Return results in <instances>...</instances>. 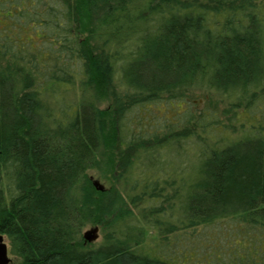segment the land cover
<instances>
[{"label": "trees", "instance_id": "1", "mask_svg": "<svg viewBox=\"0 0 264 264\" xmlns=\"http://www.w3.org/2000/svg\"><path fill=\"white\" fill-rule=\"evenodd\" d=\"M0 11V234L10 255L20 264H264V0H0ZM193 89L227 98L222 118L203 107L147 122L149 104ZM178 142L191 143L192 157L170 170L165 149ZM106 146L119 190L98 192L87 172ZM226 220L194 262L145 246L143 224L163 243L176 230L200 240V228ZM89 223L104 230L98 244L82 237ZM229 227L245 249L224 241Z\"/></svg>", "mask_w": 264, "mask_h": 264}, {"label": "rangeland", "instance_id": "2", "mask_svg": "<svg viewBox=\"0 0 264 264\" xmlns=\"http://www.w3.org/2000/svg\"><path fill=\"white\" fill-rule=\"evenodd\" d=\"M208 1H218V0H208ZM225 1H230V0H225ZM243 1V0H242ZM4 13L0 11V23H4V25H6L8 22H6L3 19ZM20 30V29H19ZM30 33H27L26 30H21V32L18 34H16L18 37H22L25 39H29L30 37L27 36ZM70 97V96H69ZM68 96L66 97V99L69 98ZM170 97V96H169ZM178 93L174 94L173 97H171L170 99H164L162 98L161 100H157L154 101L153 103L149 104L146 108V114L147 115V122H150V125H153L156 123L157 124H162L164 125V123L162 122V120L166 119V121H170V120H177L178 119V112L180 113V109H191L192 111H194L196 108H203V107H210L216 110L217 114L222 118V115L220 114L221 110L224 107H227L226 105L228 104V100L227 98L223 97L222 95L219 94H213L210 95L204 91L201 90H192V91H188L187 94L183 97H179L184 103V105L181 107V103L178 100ZM96 102H97V106L98 108L103 111L104 115L106 117H109V111H111V102L110 99L107 96L104 95H99L98 97H96ZM143 110V107H141ZM73 111V107L68 109V113H71ZM139 111V108H136V112ZM249 120L248 117H246L245 115L240 116V120ZM224 120V119H223ZM237 127V126H235ZM177 128H179V126L177 124H175V128L174 131L178 130ZM240 133H243V130H241L240 128L237 127V132L235 135H238ZM233 135V136H235ZM242 137V136H240ZM227 142V139H226ZM190 144L189 142H182V144H180V142H178V144H173L170 143L166 149H165V156H164V160L162 161V163H166L167 165H164L166 168H169L170 170H174V169H179V167L181 165H183L185 162H188L187 160L189 158H191L192 156L189 155L190 153H192V151H190ZM189 147V148H187ZM104 158H103V162H100V165H98L95 169H91L87 172L88 178L90 180V182L92 183L93 180H97L103 187L104 189H109V190H119V186L116 185L115 179H114V173H113V168L112 166L109 164V162L111 163V161L113 160L114 156H115V146L110 148L108 146L104 147ZM161 154L158 155V157L160 159H163ZM109 161V162H108ZM191 163H195V160L191 159L190 160ZM169 162V164H168ZM138 168V167H136ZM166 171V175H167ZM93 185V183H92ZM117 186V187H116ZM93 187L95 188V186L93 185ZM96 189V188H95ZM96 191L99 192V190L96 189ZM171 194V193H169ZM131 209L133 211V213H135V215H139L140 213L138 212L139 208L137 207H133L132 205ZM142 210L147 211L150 209L147 207L146 203H142L139 206ZM146 209H145V208ZM173 215V214H172ZM135 222H137V219H134ZM133 221V222H134ZM169 221V220H168ZM230 220H226V221H220L218 223H213L211 225H208L204 228H200L202 229L204 232L207 231L206 233H202L203 235L201 236L200 240H197V236L194 237L193 239L188 238L187 239V235L185 234L184 238H180L179 235H183L181 231H172L169 234H167V236H165V241L160 240L162 237L161 235H159L158 230L154 227H147L145 226V224H143V232L145 234V246L147 247V249L150 250V253L153 255H159V256H166V257H174L175 260H177L179 258V256L181 257V259L185 260V261H195V254L193 253V250L197 251L199 254H203V253H208V246L211 243V237L216 234V232L221 228L224 227L225 224H230ZM143 223V222H142ZM232 223H236V221L232 222ZM138 225L141 224V222H137ZM93 227H97L98 228V237L95 241L91 242V245H95L98 244L101 241L102 235L104 234V230L96 224L93 223H89L87 224L83 229H82V233L88 229H91ZM228 232L230 234L229 237H225V240H228L229 243H231V245H233L234 248H240V249H245L246 247V243L244 239L239 238L238 236H236L235 234H232V228L229 227ZM232 234V235H231ZM205 236V237H203ZM231 236V237H230ZM178 237V239L176 238ZM180 238V240H179ZM200 238V237H199ZM188 240V242H187ZM194 241V242H191ZM200 243H203V249L202 251H200V249H197V246ZM166 243V244H165ZM215 243V242H214ZM215 245V244H214ZM250 247V246H249ZM247 247V249L249 248ZM9 258L11 259L9 264H20V261L16 258H14L12 255L9 254Z\"/></svg>", "mask_w": 264, "mask_h": 264}, {"label": "water", "instance_id": "3", "mask_svg": "<svg viewBox=\"0 0 264 264\" xmlns=\"http://www.w3.org/2000/svg\"><path fill=\"white\" fill-rule=\"evenodd\" d=\"M92 183L97 190L99 191L104 190V187L97 180H93ZM82 237L88 243L95 241L98 237V228L93 227L91 229L84 231L82 233ZM10 261L11 259L9 258L8 243L4 235L0 234V264H9Z\"/></svg>", "mask_w": 264, "mask_h": 264}]
</instances>
